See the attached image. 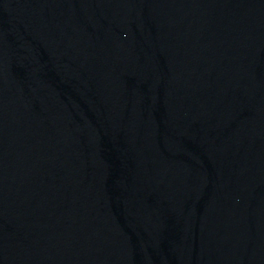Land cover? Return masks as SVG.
<instances>
[{"label": "water", "instance_id": "obj_1", "mask_svg": "<svg viewBox=\"0 0 264 264\" xmlns=\"http://www.w3.org/2000/svg\"><path fill=\"white\" fill-rule=\"evenodd\" d=\"M187 0H0V264H122Z\"/></svg>", "mask_w": 264, "mask_h": 264}]
</instances>
